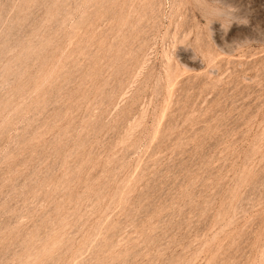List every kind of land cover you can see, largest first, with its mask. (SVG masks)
Returning a JSON list of instances; mask_svg holds the SVG:
<instances>
[{
  "label": "rangeland",
  "instance_id": "374dc122",
  "mask_svg": "<svg viewBox=\"0 0 264 264\" xmlns=\"http://www.w3.org/2000/svg\"><path fill=\"white\" fill-rule=\"evenodd\" d=\"M0 264H264V0H0Z\"/></svg>",
  "mask_w": 264,
  "mask_h": 264
}]
</instances>
